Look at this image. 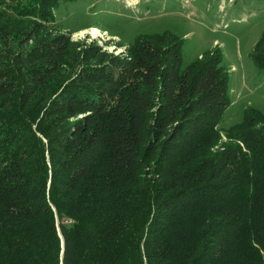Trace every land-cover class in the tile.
<instances>
[{
	"label": "trees",
	"instance_id": "1",
	"mask_svg": "<svg viewBox=\"0 0 264 264\" xmlns=\"http://www.w3.org/2000/svg\"><path fill=\"white\" fill-rule=\"evenodd\" d=\"M75 1L0 0V264H264V113L222 135V54L74 42Z\"/></svg>",
	"mask_w": 264,
	"mask_h": 264
},
{
	"label": "rangeland",
	"instance_id": "2",
	"mask_svg": "<svg viewBox=\"0 0 264 264\" xmlns=\"http://www.w3.org/2000/svg\"><path fill=\"white\" fill-rule=\"evenodd\" d=\"M55 16L57 29L74 42L96 43L109 54L164 33L182 42L184 67L222 54L231 102L219 127L223 136L242 121L245 109L264 113V72L252 58L264 32V0H77L62 3ZM93 28L101 36L88 33Z\"/></svg>",
	"mask_w": 264,
	"mask_h": 264
},
{
	"label": "bare ground",
	"instance_id": "3",
	"mask_svg": "<svg viewBox=\"0 0 264 264\" xmlns=\"http://www.w3.org/2000/svg\"><path fill=\"white\" fill-rule=\"evenodd\" d=\"M86 33L87 32H82L80 35L84 36V34H86ZM88 33L92 34L93 36H101L100 31L96 28L89 30Z\"/></svg>",
	"mask_w": 264,
	"mask_h": 264
}]
</instances>
